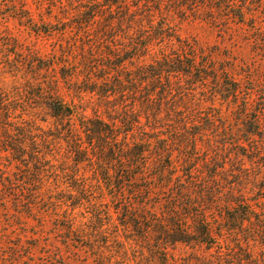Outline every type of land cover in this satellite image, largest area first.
Segmentation results:
<instances>
[{"label": "trees", "instance_id": "1", "mask_svg": "<svg viewBox=\"0 0 264 264\" xmlns=\"http://www.w3.org/2000/svg\"><path fill=\"white\" fill-rule=\"evenodd\" d=\"M41 8L37 21L0 0V19L54 40L40 55L0 42V160L15 169H0V202L40 232L50 222L53 249L84 264H264V165L246 167L264 161V108L179 27L254 28L264 1ZM178 244L191 251L176 258Z\"/></svg>", "mask_w": 264, "mask_h": 264}, {"label": "rangeland", "instance_id": "2", "mask_svg": "<svg viewBox=\"0 0 264 264\" xmlns=\"http://www.w3.org/2000/svg\"><path fill=\"white\" fill-rule=\"evenodd\" d=\"M9 1L31 11L37 21L40 11H46L45 8L40 9V0ZM260 11L253 12L256 19L254 28L249 24L224 23L222 20L199 23L190 18L179 25L181 36L196 46L200 59H211L216 67L223 68L224 73L239 81L244 93H251V108L255 111L264 108V13ZM5 36L15 38L23 48L33 49L39 55L50 52L54 42L53 39L35 35L14 19H0V42ZM231 116L235 117V113ZM262 146L261 152L264 153V142ZM259 163L264 165V161L260 160L258 163H246V167L257 169ZM0 169L4 176H14L15 169L8 161L0 160ZM254 198L251 197L252 200ZM257 208L264 209V205L257 204ZM45 223V230L40 232V221L37 223L16 216L10 202H0V264H84L85 253L53 249L61 246L60 234L52 231L50 222ZM190 251L188 247L178 244L172 252L179 258Z\"/></svg>", "mask_w": 264, "mask_h": 264}]
</instances>
